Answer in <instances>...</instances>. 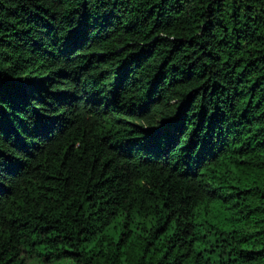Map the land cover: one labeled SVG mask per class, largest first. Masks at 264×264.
Instances as JSON below:
<instances>
[{"label": "trees", "instance_id": "obj_1", "mask_svg": "<svg viewBox=\"0 0 264 264\" xmlns=\"http://www.w3.org/2000/svg\"><path fill=\"white\" fill-rule=\"evenodd\" d=\"M264 264V0H0V264Z\"/></svg>", "mask_w": 264, "mask_h": 264}, {"label": "rangeland", "instance_id": "obj_2", "mask_svg": "<svg viewBox=\"0 0 264 264\" xmlns=\"http://www.w3.org/2000/svg\"><path fill=\"white\" fill-rule=\"evenodd\" d=\"M21 257L25 264H65L67 262L65 260H50L46 262L43 261L41 258L28 252H22Z\"/></svg>", "mask_w": 264, "mask_h": 264}]
</instances>
